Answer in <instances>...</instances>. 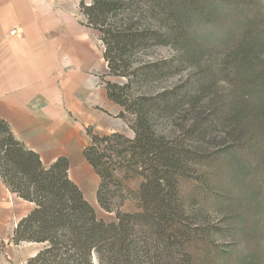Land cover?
I'll return each instance as SVG.
<instances>
[{"label": "trees", "instance_id": "obj_1", "mask_svg": "<svg viewBox=\"0 0 264 264\" xmlns=\"http://www.w3.org/2000/svg\"><path fill=\"white\" fill-rule=\"evenodd\" d=\"M263 8L262 0H80L108 76L126 80L105 86L119 117L134 118L135 137L87 129L82 155L100 178L97 201L117 219L107 223L71 180L70 159L45 167L0 118V178L34 205L12 242L43 245L27 264H264L258 248L237 242L264 229V61L254 35ZM127 201L138 212L123 211Z\"/></svg>", "mask_w": 264, "mask_h": 264}, {"label": "crops", "instance_id": "obj_2", "mask_svg": "<svg viewBox=\"0 0 264 264\" xmlns=\"http://www.w3.org/2000/svg\"><path fill=\"white\" fill-rule=\"evenodd\" d=\"M78 13L68 0H0V118L45 167L70 159V178L94 207L100 178L82 155L87 129L135 134L108 97L102 43ZM15 29L21 34L10 36ZM33 208L0 178V239L12 238Z\"/></svg>", "mask_w": 264, "mask_h": 264}, {"label": "rangeland", "instance_id": "obj_3", "mask_svg": "<svg viewBox=\"0 0 264 264\" xmlns=\"http://www.w3.org/2000/svg\"><path fill=\"white\" fill-rule=\"evenodd\" d=\"M68 1L71 3L72 7H74L75 3H77L78 6L80 3V0H68ZM262 2L264 5V0H262ZM262 13H263L262 25L259 28H256V30L254 31L255 32L254 35L258 36L261 41V45L256 49L255 58L264 61V8L262 9ZM78 17L82 21V24H83L85 22L84 17H82L80 13H78ZM95 34L97 37H99L96 32ZM163 54H165V51L156 50L153 57L162 56ZM109 82L123 84L126 82V80L122 78L110 77ZM168 85H169V82L162 83V86H168ZM224 88H223L222 83L218 86L219 91L225 92V90H223ZM126 121L128 125L130 126V124L134 122V118L131 115H127ZM226 140L227 139H225L224 137H221L220 142H224ZM127 185L131 187L132 189H137L139 186V182L138 181H128ZM126 203H128V205L123 206L122 208L123 211L129 212V213L138 212L133 202L127 201ZM94 208L97 212L98 217L104 220L105 222L110 223V222L117 221L116 215L114 213H107L104 210H102L98 202L95 203ZM132 209L136 211L131 212ZM210 219L216 225L220 223L218 222L219 220L222 221V218L218 217L217 215L212 216ZM217 240L219 241L218 244L223 246L224 248L227 247L226 244L232 243V238L217 237ZM248 241L250 240L248 236H246V234L244 233H241V235H239V238L237 239V242L240 245L241 249L248 248L249 246L256 247L259 249L260 253L263 255V258H264V229H262L261 234L254 237V239H251L250 242ZM42 248H43V245H40V244L21 243L20 245H14L11 237L5 240L0 239V264H27L29 259L34 257ZM205 253H206L205 248L204 249L200 248L198 250L199 255L202 254L203 256L205 255ZM232 264H235V263H232Z\"/></svg>", "mask_w": 264, "mask_h": 264}, {"label": "built area", "instance_id": "obj_4", "mask_svg": "<svg viewBox=\"0 0 264 264\" xmlns=\"http://www.w3.org/2000/svg\"><path fill=\"white\" fill-rule=\"evenodd\" d=\"M20 34H21V30L15 29L10 33V36H16V35H20Z\"/></svg>", "mask_w": 264, "mask_h": 264}]
</instances>
